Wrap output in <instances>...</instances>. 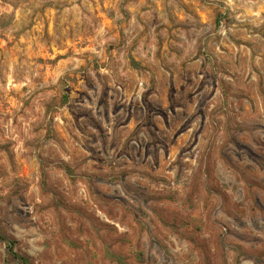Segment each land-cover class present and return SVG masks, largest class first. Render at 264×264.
Returning <instances> with one entry per match:
<instances>
[{
    "label": "rangeland",
    "instance_id": "rangeland-1",
    "mask_svg": "<svg viewBox=\"0 0 264 264\" xmlns=\"http://www.w3.org/2000/svg\"><path fill=\"white\" fill-rule=\"evenodd\" d=\"M0 229L28 264H264V0H0Z\"/></svg>",
    "mask_w": 264,
    "mask_h": 264
},
{
    "label": "trees",
    "instance_id": "trees-1",
    "mask_svg": "<svg viewBox=\"0 0 264 264\" xmlns=\"http://www.w3.org/2000/svg\"><path fill=\"white\" fill-rule=\"evenodd\" d=\"M0 239H2L3 241L7 242L8 243V250L9 252L14 256V257H17L20 261H21V264H28V260L24 257H21L19 255H17L14 250H13V242L12 241H9L6 237L3 236L2 232H1V229H0Z\"/></svg>",
    "mask_w": 264,
    "mask_h": 264
}]
</instances>
